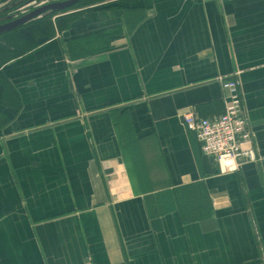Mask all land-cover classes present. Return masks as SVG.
<instances>
[{
    "label": "crops",
    "instance_id": "obj_1",
    "mask_svg": "<svg viewBox=\"0 0 264 264\" xmlns=\"http://www.w3.org/2000/svg\"><path fill=\"white\" fill-rule=\"evenodd\" d=\"M102 3L0 63V264H264V0ZM221 78L257 157L228 173L181 121Z\"/></svg>",
    "mask_w": 264,
    "mask_h": 264
},
{
    "label": "built area",
    "instance_id": "obj_2",
    "mask_svg": "<svg viewBox=\"0 0 264 264\" xmlns=\"http://www.w3.org/2000/svg\"><path fill=\"white\" fill-rule=\"evenodd\" d=\"M219 81L225 92L221 113L200 117L187 109L181 114V121L194 132L201 151L215 160L219 173H228L245 162L255 161L257 157L237 82L232 78H221Z\"/></svg>",
    "mask_w": 264,
    "mask_h": 264
},
{
    "label": "trees",
    "instance_id": "obj_3",
    "mask_svg": "<svg viewBox=\"0 0 264 264\" xmlns=\"http://www.w3.org/2000/svg\"><path fill=\"white\" fill-rule=\"evenodd\" d=\"M100 2H104V0H79L76 4H74L73 6L69 7V9H64L62 12L66 11V10H71V9H75V8H80V7H87L88 9L92 8H106L107 6L104 5V3L99 4ZM93 4H96L95 6H92ZM98 4V5H97ZM52 15H54L52 13H47L43 16L40 15V17H37L35 19H32L30 21H28V23H25L23 25H21L20 27L14 28L10 31L4 32L2 34H0V37H2V39H7L9 41H7L6 43H0V63L3 59L6 58H11L13 56H16L17 54H21L24 51H26L27 49L29 50L30 48H32L35 44H37L38 42H40L41 40H46L48 37H50L53 34L52 31V21H51V17ZM70 16H73V13L70 14ZM66 16H63V19L65 21L62 22V24L60 25V21H59V17L55 18V21L57 24V26H64L67 24V19L70 20V18H66ZM11 43V44H10ZM13 44H18V46H14ZM183 194V192H182ZM181 194V195H182ZM186 194V193H184ZM180 196V195H179ZM181 199H179V201L184 205H185V201L186 200V195H182L180 196ZM165 208V207H164ZM154 208H151V210H153ZM185 209V208H184ZM157 212L156 209H154L152 211V213ZM183 217H190L191 212L187 211L186 209L183 210Z\"/></svg>",
    "mask_w": 264,
    "mask_h": 264
},
{
    "label": "water",
    "instance_id": "obj_4",
    "mask_svg": "<svg viewBox=\"0 0 264 264\" xmlns=\"http://www.w3.org/2000/svg\"><path fill=\"white\" fill-rule=\"evenodd\" d=\"M79 0H56L42 4L25 14L0 24V34L28 23V21L40 17L49 11L63 10L76 4Z\"/></svg>",
    "mask_w": 264,
    "mask_h": 264
},
{
    "label": "rangeland",
    "instance_id": "obj_5",
    "mask_svg": "<svg viewBox=\"0 0 264 264\" xmlns=\"http://www.w3.org/2000/svg\"><path fill=\"white\" fill-rule=\"evenodd\" d=\"M50 1L56 0H0V21H4L8 18H14L23 14L24 12H27L29 9H34L40 4L47 3ZM63 10L49 11L48 13L53 14L54 12L55 15L59 12H62Z\"/></svg>",
    "mask_w": 264,
    "mask_h": 264
},
{
    "label": "flooded vegetation",
    "instance_id": "obj_6",
    "mask_svg": "<svg viewBox=\"0 0 264 264\" xmlns=\"http://www.w3.org/2000/svg\"><path fill=\"white\" fill-rule=\"evenodd\" d=\"M43 4H45V3H43ZM40 5H42V4H40ZM39 5V6H40ZM38 7V6H37ZM36 8V7H35ZM33 9V8H32ZM32 9H29L27 12H29L30 10H32ZM26 12H24L23 14H25ZM23 14H21V15H23ZM21 15H19V16H21ZM19 16H16V17H19ZM16 17H14V18H16ZM14 18H8V19H6V20H4V21H0V24L1 23H3V22H6V21H9V20H11V19H14Z\"/></svg>",
    "mask_w": 264,
    "mask_h": 264
}]
</instances>
